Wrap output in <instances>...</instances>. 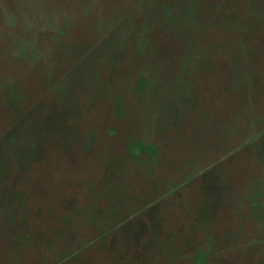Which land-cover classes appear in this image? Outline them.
Returning a JSON list of instances; mask_svg holds the SVG:
<instances>
[{"label":"rangeland","instance_id":"rangeland-1","mask_svg":"<svg viewBox=\"0 0 264 264\" xmlns=\"http://www.w3.org/2000/svg\"><path fill=\"white\" fill-rule=\"evenodd\" d=\"M12 194L45 264H264V0H0Z\"/></svg>","mask_w":264,"mask_h":264},{"label":"crops","instance_id":"crops-1","mask_svg":"<svg viewBox=\"0 0 264 264\" xmlns=\"http://www.w3.org/2000/svg\"><path fill=\"white\" fill-rule=\"evenodd\" d=\"M9 197V200H2L0 202V214L2 212L3 215L2 218L0 217V225L2 226H0V230L4 231L6 233L5 236L8 237L7 239L5 236L0 237V244H3L0 247V264H10L9 260L13 261V258L16 259V263L18 259L19 264H40L42 256L44 260H47V252H57V250L47 249L43 255L41 252H38L36 254H32V252H29L28 248H31L32 246L40 247L41 245L40 243H38L40 242V239H38L36 235V229L34 226L35 218L32 217L30 206L27 203L24 205V203L18 200L19 197H15V195ZM19 209L20 213L18 212ZM17 221H20L24 224V229L27 234L24 235L23 233L19 234L17 232H14L13 234L12 232H8L10 228H13L17 225ZM32 235L35 238L33 240L31 239ZM67 239L68 238L63 241L64 245H62V248H64V251L62 255L70 253L69 256H67L70 257V255H73V253L76 252L77 246H75L76 244L74 246H71L70 243L66 242ZM76 241L79 242L78 238ZM56 259L57 258L54 257L52 262ZM41 264H45V262L41 260Z\"/></svg>","mask_w":264,"mask_h":264}]
</instances>
